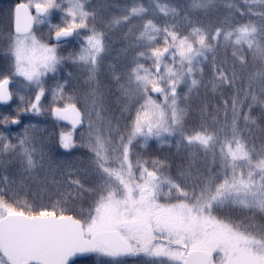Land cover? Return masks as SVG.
Here are the masks:
<instances>
[{"label": "snow or ice", "instance_id": "6c2138e0", "mask_svg": "<svg viewBox=\"0 0 264 264\" xmlns=\"http://www.w3.org/2000/svg\"><path fill=\"white\" fill-rule=\"evenodd\" d=\"M221 8L207 22L160 0L5 10L0 264H264V0L190 5ZM45 115L71 130L22 120ZM150 141L176 160L138 150ZM32 185L51 202L18 197Z\"/></svg>", "mask_w": 264, "mask_h": 264}, {"label": "rangeland", "instance_id": "374dc122", "mask_svg": "<svg viewBox=\"0 0 264 264\" xmlns=\"http://www.w3.org/2000/svg\"><path fill=\"white\" fill-rule=\"evenodd\" d=\"M17 2V0H7V1H0V30H3L6 27V23L3 21L2 17L4 16L5 10L11 6H13L15 3ZM92 2L94 4H105V3H120V4H132L134 2V0H92ZM143 2L145 4H149L151 2V0H143ZM161 3H168V4H173V5H179L180 7L184 8L186 12H188V14L190 13V11L187 9H190V5L192 3V0H160ZM224 9V8H223ZM226 10V9H225ZM193 13L191 12V16L198 18L200 20L203 21V17H207L208 20H212L215 21V17H217L220 13H204L202 11H194L192 10ZM227 11V10H226ZM197 16V17H196ZM58 17L54 18L55 22H58ZM207 22V21H205ZM178 23H184L183 20H179ZM46 31V29H45ZM119 35V34H117ZM116 48L120 47V44H117L115 46ZM76 48L75 43L69 44L67 45L64 49H63V54L64 55H68V53L72 52L74 49ZM116 52L114 51L112 53L111 56H109L108 60L106 61V65L111 64L113 62L114 57L116 56ZM107 70V69H106ZM66 71H73L76 72V69H74L72 66H68ZM66 77V72L63 74ZM50 83H54V81L50 82ZM12 87L14 89H19L21 92L24 91V84L23 82L20 83H16L13 84ZM211 95V94H210ZM259 109V108H257ZM3 108H0V111H3ZM8 111H11V109L9 108ZM22 120L24 122V124H28V123H33V124H38L40 127L44 128L47 127L49 129V131L51 132H60V131H70L71 129L67 126L64 125L62 123L57 124L55 128L52 127L53 125V121L51 120V118H49L47 115L45 116H23ZM22 129L20 127H16L13 129L14 132H20ZM78 131V130H77ZM141 152H145L147 151L148 155L151 157H169L172 160H176V157L173 156V153L175 152V149H169L167 145H164L162 148L155 142V141H150L149 142V148L147 150L145 149H138ZM83 153V149L77 150L74 153H69L66 152L64 149L59 148V147H54L53 148V156L54 159H56L57 161L59 160H73L75 159L76 156H80ZM3 173V169L0 168V176H2ZM18 197L22 200L27 199V200H33L35 197L39 196L41 198H43L44 202L46 203H50V196L51 193H46L45 191L39 189L38 186L32 185L29 188H26L24 190H20L17 193ZM234 218L239 219V214H235ZM108 262V258L104 257V256H99L96 255L87 260V261H83V264H107ZM144 264V258H129L126 261V264ZM77 264H80V262H78Z\"/></svg>", "mask_w": 264, "mask_h": 264}, {"label": "trees", "instance_id": "16d2710c", "mask_svg": "<svg viewBox=\"0 0 264 264\" xmlns=\"http://www.w3.org/2000/svg\"><path fill=\"white\" fill-rule=\"evenodd\" d=\"M187 9L190 11L189 14L191 15V12L193 13V11L190 10L189 8H187ZM212 13H215V14H216V13H220L217 17H215V19L217 20L218 18L222 17V16L226 13V10L223 9V8H221L218 12H217V11H213ZM196 17H197V16H196ZM198 18H199V17H198ZM203 21H209V20H208L207 17H206V18L203 17ZM219 55H220V56H224V52L221 51V52L219 53ZM228 58H229V59L231 58V57H230V53H229V57H228ZM259 111H260V110L256 108V109L254 110V114H257V115H258V114H259ZM86 261H87V260H86ZM84 262H85V261H84ZM80 264H83V261L80 262Z\"/></svg>", "mask_w": 264, "mask_h": 264}, {"label": "water", "instance_id": "95a60500", "mask_svg": "<svg viewBox=\"0 0 264 264\" xmlns=\"http://www.w3.org/2000/svg\"><path fill=\"white\" fill-rule=\"evenodd\" d=\"M62 124L68 125L70 127V125L67 122H61ZM71 128V127H70ZM95 254H83V255H78L76 257H73L72 261L70 262V264H76L80 261L83 260H87L90 259L94 256Z\"/></svg>", "mask_w": 264, "mask_h": 264}, {"label": "flooded vegetation", "instance_id": "af4514ba", "mask_svg": "<svg viewBox=\"0 0 264 264\" xmlns=\"http://www.w3.org/2000/svg\"><path fill=\"white\" fill-rule=\"evenodd\" d=\"M2 1H7V0H2Z\"/></svg>", "mask_w": 264, "mask_h": 264}]
</instances>
